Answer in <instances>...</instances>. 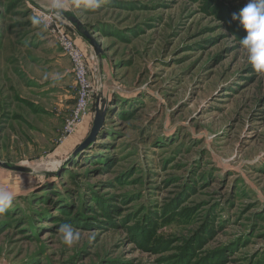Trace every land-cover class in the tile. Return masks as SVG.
<instances>
[{
    "label": "rangeland",
    "instance_id": "obj_1",
    "mask_svg": "<svg viewBox=\"0 0 264 264\" xmlns=\"http://www.w3.org/2000/svg\"><path fill=\"white\" fill-rule=\"evenodd\" d=\"M248 3L0 0V162L24 169L0 165V264H264V72L233 18ZM61 33L93 84L69 137Z\"/></svg>",
    "mask_w": 264,
    "mask_h": 264
},
{
    "label": "clouds",
    "instance_id": "obj_2",
    "mask_svg": "<svg viewBox=\"0 0 264 264\" xmlns=\"http://www.w3.org/2000/svg\"><path fill=\"white\" fill-rule=\"evenodd\" d=\"M234 19H238L246 29L247 35L241 39V47L246 50L249 63L257 72H264V0H249V3ZM13 196L8 192H0V213H4L11 205ZM59 231L63 234L64 243L69 246L79 239V232L71 225L64 224Z\"/></svg>",
    "mask_w": 264,
    "mask_h": 264
},
{
    "label": "built area",
    "instance_id": "obj_3",
    "mask_svg": "<svg viewBox=\"0 0 264 264\" xmlns=\"http://www.w3.org/2000/svg\"><path fill=\"white\" fill-rule=\"evenodd\" d=\"M60 42L65 54L71 59L75 79L79 90V99L73 117L68 121L65 136L72 135L79 127L88 113L90 100L93 93V84L89 75V68L85 54L76 43L67 35L60 34Z\"/></svg>",
    "mask_w": 264,
    "mask_h": 264
},
{
    "label": "water",
    "instance_id": "obj_4",
    "mask_svg": "<svg viewBox=\"0 0 264 264\" xmlns=\"http://www.w3.org/2000/svg\"><path fill=\"white\" fill-rule=\"evenodd\" d=\"M68 18L75 25L76 29L91 42V44L96 48L98 54H101L99 45L92 38V36L88 33V31L85 28H83L82 23L78 19H76L75 17L69 16ZM102 117H103V112L98 110L96 120H95V126L92 129V132H91L90 136L88 137V139L79 147L78 151H83V150L87 149L95 141V138H96V136L100 130V125H101L102 119H103ZM0 165L5 167V168L12 169V170H17V171L23 170L24 171L23 168L11 167V166H8L7 164H3L2 162H0Z\"/></svg>",
    "mask_w": 264,
    "mask_h": 264
}]
</instances>
